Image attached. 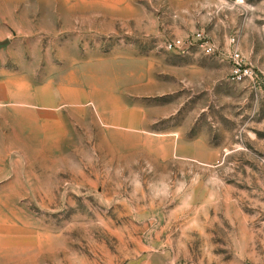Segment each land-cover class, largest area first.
I'll return each mask as SVG.
<instances>
[{
	"label": "rangeland",
	"instance_id": "obj_1",
	"mask_svg": "<svg viewBox=\"0 0 264 264\" xmlns=\"http://www.w3.org/2000/svg\"><path fill=\"white\" fill-rule=\"evenodd\" d=\"M0 43V264H264V0H0Z\"/></svg>",
	"mask_w": 264,
	"mask_h": 264
},
{
	"label": "built area",
	"instance_id": "obj_2",
	"mask_svg": "<svg viewBox=\"0 0 264 264\" xmlns=\"http://www.w3.org/2000/svg\"><path fill=\"white\" fill-rule=\"evenodd\" d=\"M195 40L200 42V46L203 52L207 55L215 54L218 50L217 46L210 40L204 39L202 33H198L195 37ZM230 43L233 46L232 50L227 54V56L232 60L234 63V69L232 72V78L235 80H243L245 78H253V71L250 68H247L242 64L243 58L238 49V39L237 37H232L230 39ZM184 42L181 39L173 40L166 44V47L170 50H181L185 47Z\"/></svg>",
	"mask_w": 264,
	"mask_h": 264
},
{
	"label": "water",
	"instance_id": "obj_3",
	"mask_svg": "<svg viewBox=\"0 0 264 264\" xmlns=\"http://www.w3.org/2000/svg\"><path fill=\"white\" fill-rule=\"evenodd\" d=\"M3 45H5V43H0V47L3 46Z\"/></svg>",
	"mask_w": 264,
	"mask_h": 264
}]
</instances>
